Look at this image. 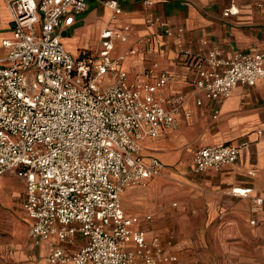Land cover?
<instances>
[{
	"label": "built area",
	"instance_id": "2783aa9c",
	"mask_svg": "<svg viewBox=\"0 0 264 264\" xmlns=\"http://www.w3.org/2000/svg\"><path fill=\"white\" fill-rule=\"evenodd\" d=\"M3 1L12 34L1 43L0 177L12 174L25 184L22 209L31 222L29 237L49 242L46 264H175L165 243L159 237L148 240L139 219L121 207L125 190L144 187L163 172L158 159L142 160V147L162 130H178L176 117L185 102L184 96L160 93L175 79L169 70L151 83L148 72L129 81L120 68L124 56H112L114 44L128 39L130 27L118 17L129 0L104 2L119 28L102 32L94 55L77 58L65 50L59 31L86 12V0ZM235 14L230 7L223 17ZM145 23L165 37L183 35L182 28L172 29L156 16ZM180 54L194 69L193 89L209 102L212 120L236 85L254 87L264 80V51L223 56L213 49L200 55L182 47ZM248 146L241 140L201 148L191 170L221 172ZM251 191L236 187L231 193L250 198L257 212L264 200L251 198ZM76 235L83 243L69 253Z\"/></svg>",
	"mask_w": 264,
	"mask_h": 264
},
{
	"label": "crops",
	"instance_id": "0c3cea01",
	"mask_svg": "<svg viewBox=\"0 0 264 264\" xmlns=\"http://www.w3.org/2000/svg\"><path fill=\"white\" fill-rule=\"evenodd\" d=\"M106 1L86 0V12L75 18L72 26L59 31L65 50L74 58L86 53L94 55L101 47L102 32L119 28L112 20L111 10L104 5ZM145 1L151 5H144ZM230 7L237 10V14L223 17ZM122 9L118 21L127 24L130 31L125 43L114 44L112 56H124L120 68L127 73L128 80L133 81L148 72L151 83L161 70L167 69L175 79L160 93L185 97L176 117L178 130H162L158 137L146 140L141 151L142 160L147 163L151 158L158 159L164 165L163 174L168 166L177 165L182 159L181 167L189 162L192 167L194 154L201 148L248 141L249 146L241 151L238 160L221 172L209 170L196 175L191 170L198 197V207L192 211L204 214L205 220L199 227L214 237L215 255L238 256L264 264V204L253 212L250 198H238L231 193L236 187H250L251 198L264 200V80L254 87L236 85L221 104L218 118L212 120L209 102L193 89L194 69L184 63L180 54L182 47L200 55L213 49L223 56L264 51V0H129ZM154 16L172 29L182 28L183 35L180 38L160 35L156 27H148L145 23L147 18ZM11 34L10 17L4 1L0 0V60L5 56L1 43ZM131 50L135 54H129ZM154 63L157 69L153 68ZM197 99L201 100V106L195 104ZM4 176L23 185L21 212L29 235L31 222L22 209L25 184L12 174L1 177ZM151 181L144 187L125 190L121 195L122 210L126 216L139 219L138 227L145 231L148 240L159 237L165 243L167 252L177 258L175 264H184L182 251L193 254V236L185 234L180 239L172 231L153 229L154 215L149 212L151 205L146 191ZM252 220L255 226H250ZM50 241L55 242L54 239ZM82 243L76 235L66 249L69 253L75 252ZM48 246V241L32 242L26 238L8 245L0 244V264H46Z\"/></svg>",
	"mask_w": 264,
	"mask_h": 264
},
{
	"label": "rangeland",
	"instance_id": "374dc122",
	"mask_svg": "<svg viewBox=\"0 0 264 264\" xmlns=\"http://www.w3.org/2000/svg\"><path fill=\"white\" fill-rule=\"evenodd\" d=\"M186 152L184 150V153ZM180 163L168 166L164 173L153 179L147 187V200L151 205L149 212L154 215L153 229L159 232L172 231L180 239L185 234H192L193 254L188 255L186 250L182 251L184 264H255L254 261L243 260L238 256L215 255L214 237L205 228L201 230L199 227L205 220L204 214L197 215L192 211L198 207V197L191 163L184 168ZM22 197L21 182L5 176L0 178L1 245L15 243L23 238L34 242L24 225L21 212Z\"/></svg>",
	"mask_w": 264,
	"mask_h": 264
}]
</instances>
